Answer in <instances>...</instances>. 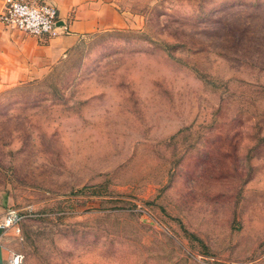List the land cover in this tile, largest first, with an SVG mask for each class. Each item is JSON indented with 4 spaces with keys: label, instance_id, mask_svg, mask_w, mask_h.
Listing matches in <instances>:
<instances>
[{
    "label": "rangeland",
    "instance_id": "obj_1",
    "mask_svg": "<svg viewBox=\"0 0 264 264\" xmlns=\"http://www.w3.org/2000/svg\"><path fill=\"white\" fill-rule=\"evenodd\" d=\"M115 3L126 26L0 90L9 253L264 264V0Z\"/></svg>",
    "mask_w": 264,
    "mask_h": 264
},
{
    "label": "crops",
    "instance_id": "obj_2",
    "mask_svg": "<svg viewBox=\"0 0 264 264\" xmlns=\"http://www.w3.org/2000/svg\"><path fill=\"white\" fill-rule=\"evenodd\" d=\"M57 8L65 34L50 40L24 34L0 23V90L41 78L61 58L67 56L82 37L90 33L119 29L128 19L115 0H38ZM4 0H0V12ZM0 210V217L3 215ZM12 231L0 228V264H10L7 237Z\"/></svg>",
    "mask_w": 264,
    "mask_h": 264
},
{
    "label": "built area",
    "instance_id": "obj_3",
    "mask_svg": "<svg viewBox=\"0 0 264 264\" xmlns=\"http://www.w3.org/2000/svg\"><path fill=\"white\" fill-rule=\"evenodd\" d=\"M0 23L41 41L65 34L67 27H60L57 8L38 0H4L0 12ZM23 215L16 208H7L0 217V228L19 232ZM10 264H22V257L13 254Z\"/></svg>",
    "mask_w": 264,
    "mask_h": 264
}]
</instances>
